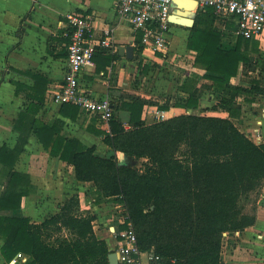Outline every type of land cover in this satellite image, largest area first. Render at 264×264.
I'll use <instances>...</instances> for the list:
<instances>
[{
	"label": "trees",
	"instance_id": "obj_1",
	"mask_svg": "<svg viewBox=\"0 0 264 264\" xmlns=\"http://www.w3.org/2000/svg\"><path fill=\"white\" fill-rule=\"evenodd\" d=\"M214 21L212 8L199 10L188 47L197 53L196 66L205 69V77L222 91L219 103L211 108L228 112V117L181 113L148 123L140 115L149 101L133 95L128 105L132 127H124L114 102L111 130L101 131L114 153L101 155L95 146L62 136L63 121L47 125L20 114L15 148H0L7 177L0 191L4 264L18 253L29 256L22 264H110L107 241L95 234V216L81 208L77 193L40 223L13 213L31 186L30 176L16 170L15 163L32 129L44 146L53 141L50 152L74 166L76 179L93 181L99 194L126 204L142 250L154 248L165 264H224V236L256 222V208L248 211L247 203L264 183V142L257 144L233 119L242 113L238 97L252 101L264 87L259 77L251 78L249 86L232 82L240 69L244 75L253 70L259 42L238 37L234 46H223V34ZM118 57L117 52L107 56L103 65ZM183 91L189 93L183 106H198V88H191L188 81ZM159 107L169 109L168 104ZM61 109L74 115L80 108L63 103ZM52 131L57 133L53 138ZM130 158L146 161L138 167Z\"/></svg>",
	"mask_w": 264,
	"mask_h": 264
},
{
	"label": "crops",
	"instance_id": "obj_2",
	"mask_svg": "<svg viewBox=\"0 0 264 264\" xmlns=\"http://www.w3.org/2000/svg\"><path fill=\"white\" fill-rule=\"evenodd\" d=\"M178 8L174 3V11ZM196 9L197 12L200 10L198 6ZM75 11L93 15L96 37L101 36L105 27L113 29L112 41L117 46L116 52L119 57L104 66L106 57L115 52L98 51L95 66H88L81 72L80 82L83 89L95 95L109 94L113 104L117 103V111L124 124H131L132 113L128 105L132 103L133 95L149 101L144 104L140 115V120L148 123L181 113L228 117V112L211 108L219 103L222 91L205 77L207 73L205 69L199 68L204 71L205 81L195 86L200 97L198 106L194 107L183 106L189 93L180 89L179 93L187 95L182 99V103L179 100L178 103L175 102L173 98L166 101L156 99L153 94L155 91L145 93L148 86H152L148 77L144 78L142 88L138 89L133 85L136 69H147L150 63L169 62L180 66L181 56L185 54L189 57V63L195 64L197 53L188 47L191 27L172 24L169 49L171 58L167 59L141 48L142 33L134 31L126 21L120 20L115 0H0V148L2 146L15 148L20 136L18 118L21 113H25V116L47 125H53L61 120L63 125L59 132L62 136L77 138L86 147L95 146L96 152L101 155L114 153L104 142V135L101 133L104 129L95 117L82 109L73 113L74 115L67 109L62 111V104L49 98V90L58 87L67 71L66 44L69 41L67 15ZM214 27L223 34V46L232 47L236 44L238 38L224 30L222 23L215 20ZM137 39H140V44ZM251 39L259 42L260 52L255 53V56L258 57L257 62L261 57L263 60L259 68L260 73L256 77L262 79L264 87V34L260 38ZM225 42L227 45H224ZM127 45L134 46L133 59L119 53L120 46ZM193 67L198 69L195 65ZM241 70L239 74L242 73ZM187 75L183 74L181 85L187 82ZM232 82L249 86L234 78ZM212 88H218L219 96L212 100L207 98L206 103H203L202 93ZM42 99L39 107L34 105ZM238 101L242 105V113L233 121L247 135L249 131L255 136L254 129H261V141L264 142V116L261 114L264 109V92L258 93L252 101H247L245 96H239ZM165 104L169 105L166 111L159 107ZM56 135L57 133L52 131V138ZM52 146L53 141L49 147L44 146L36 131L30 130L24 150L15 163V169L30 176L31 186L29 194L22 199L21 207L13 213L17 216H28L32 222L40 223L49 215L57 213L60 210L59 205L77 193L81 208L95 216L93 221L95 234L105 239L112 251L108 227L114 226L117 229L120 226L117 219L119 214L117 204L120 201L115 196L106 197L99 194L93 181L76 179L74 166L53 155L50 152ZM2 170L3 164L0 162V191L4 190L7 182ZM257 207V218L253 225L224 236L222 253L224 264H264V188ZM98 223H104V226L98 229ZM4 242L5 238L0 237V264L5 263L2 254Z\"/></svg>",
	"mask_w": 264,
	"mask_h": 264
},
{
	"label": "built area",
	"instance_id": "obj_3",
	"mask_svg": "<svg viewBox=\"0 0 264 264\" xmlns=\"http://www.w3.org/2000/svg\"><path fill=\"white\" fill-rule=\"evenodd\" d=\"M198 8H212L215 20L222 23L224 30L236 38H260L264 34V0H197ZM118 17L126 21L134 31H140L144 51H151L170 59V37L172 24L170 16L174 11V0H115ZM69 22L67 49V71L58 87L49 90V98L56 103H71L95 117L100 126L110 132V123L116 108L109 94L98 96L83 89L81 72L88 66H95L98 51L116 52L113 43V29L105 27L102 34H94L92 14L72 12L67 15ZM175 58V57H172ZM264 116V109L261 112ZM261 123V122H260ZM131 128V124H124ZM257 144L262 141L261 129H254ZM117 219L120 226H109L112 251L118 253L119 264H165L163 256L154 248L142 250L138 244L136 231L124 202L117 204ZM23 253H18L11 261L17 262Z\"/></svg>",
	"mask_w": 264,
	"mask_h": 264
},
{
	"label": "rangeland",
	"instance_id": "obj_4",
	"mask_svg": "<svg viewBox=\"0 0 264 264\" xmlns=\"http://www.w3.org/2000/svg\"><path fill=\"white\" fill-rule=\"evenodd\" d=\"M194 11L197 12L196 7L194 8ZM225 41H227V39ZM224 45H227L226 42L224 43ZM181 57L182 58L179 61L181 62L180 66L170 64L169 62H160V63H150L148 64V68L147 69L145 68L144 70L142 69L139 70L140 68L136 69V74L133 80L134 87L138 89L142 88L143 87L142 83L144 84V81H145L144 78L148 77V81H151L152 86L149 87L147 84L148 88H147V91H145V93L148 92L150 94L152 91H155L153 94L154 96H156V99L158 98V99H162V101H166L168 99L173 98L174 101L176 100L175 102L178 103V100H179L180 103H182V99L184 97H187V95L183 93L181 94V92L179 93L178 90L180 89L183 91V88L186 86V83L188 81L190 82V87L192 88L196 86V84L200 82H204L205 80L203 79L204 71H201L200 67H197L196 64L189 63L188 61L189 57L187 55L182 54ZM262 60H263V57L259 58V62L255 63V65L252 68L253 70L250 72V74L244 75L242 73L241 74L238 73V75L233 78L236 79L240 83H243L245 85H250V79L258 76V74L260 73L259 68L261 66ZM194 65L198 69H194L193 67ZM186 73L188 74L187 82L181 85L180 84L181 78L183 77V74L185 75ZM202 94H203L202 97H204L203 103H206L205 101L207 100V98H209V100L216 99V97L219 96V90L218 88H212L209 90L207 89ZM247 132L249 133V136L251 138L255 137L249 131ZM145 161L146 159H133V158L129 159L130 163H133V165H136L138 167H142ZM263 188L264 187L262 186V188L258 189V191L252 193L250 201L247 203L248 211L254 212V208H256V213H257L258 199L260 198ZM83 201L86 202L85 199ZM101 226H104V223L102 224L98 223V226H97L98 229ZM28 257L29 256L27 254L23 253V256L19 258V261L14 264H22L28 259Z\"/></svg>",
	"mask_w": 264,
	"mask_h": 264
},
{
	"label": "water",
	"instance_id": "obj_5",
	"mask_svg": "<svg viewBox=\"0 0 264 264\" xmlns=\"http://www.w3.org/2000/svg\"><path fill=\"white\" fill-rule=\"evenodd\" d=\"M175 3V0H174ZM198 6V1L197 0H191V5L193 9ZM179 12V13H178ZM180 12L182 14H180ZM196 15L197 12L187 9L180 10L178 8L171 16H170V22L173 24H180L184 25L187 27H192L195 24L196 21ZM119 53L123 56L126 55L127 58L133 59L134 57V46L133 45H127V46H120L119 48ZM109 260L110 264H119V259H118V253L116 251H110L109 253Z\"/></svg>",
	"mask_w": 264,
	"mask_h": 264
},
{
	"label": "bare ground",
	"instance_id": "obj_6",
	"mask_svg": "<svg viewBox=\"0 0 264 264\" xmlns=\"http://www.w3.org/2000/svg\"><path fill=\"white\" fill-rule=\"evenodd\" d=\"M175 5H177L180 8V10L185 11L187 9L188 12H189V10L194 11V9L192 7H190L191 0H175ZM180 14H182V13L180 12Z\"/></svg>",
	"mask_w": 264,
	"mask_h": 264
}]
</instances>
